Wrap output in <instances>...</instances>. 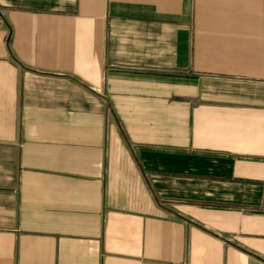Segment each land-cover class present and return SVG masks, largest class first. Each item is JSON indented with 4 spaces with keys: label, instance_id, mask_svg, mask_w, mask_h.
<instances>
[{
    "label": "crops",
    "instance_id": "obj_1",
    "mask_svg": "<svg viewBox=\"0 0 264 264\" xmlns=\"http://www.w3.org/2000/svg\"><path fill=\"white\" fill-rule=\"evenodd\" d=\"M0 264H264V0H0Z\"/></svg>",
    "mask_w": 264,
    "mask_h": 264
}]
</instances>
